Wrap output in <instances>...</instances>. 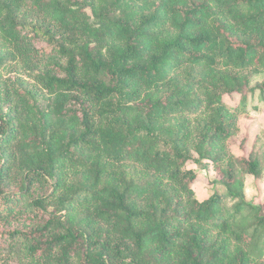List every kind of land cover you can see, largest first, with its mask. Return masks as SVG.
Here are the masks:
<instances>
[{
  "label": "trees",
  "instance_id": "trees-1",
  "mask_svg": "<svg viewBox=\"0 0 264 264\" xmlns=\"http://www.w3.org/2000/svg\"><path fill=\"white\" fill-rule=\"evenodd\" d=\"M258 75L264 0H0V264H264Z\"/></svg>",
  "mask_w": 264,
  "mask_h": 264
},
{
  "label": "rangeland",
  "instance_id": "rangeland-1",
  "mask_svg": "<svg viewBox=\"0 0 264 264\" xmlns=\"http://www.w3.org/2000/svg\"><path fill=\"white\" fill-rule=\"evenodd\" d=\"M263 78V75L254 76L251 85L254 86L257 82H262ZM257 95L256 93L253 96L255 100L250 102L248 106H256L258 109H262L264 103H257ZM225 101L229 105L236 104L238 97L235 96L233 99H226ZM240 128V137H245L246 139V156H249L251 153L256 154L261 163V168L264 169V113L259 116L255 123L241 120ZM233 150L236 151L235 148ZM189 168L197 172V179L193 182L192 189L199 201L208 199L215 192L224 193V189L215 180L212 166L202 168L190 165ZM243 192L247 202L264 208V179L256 181L252 176L247 175L244 178ZM225 202L228 203L229 201L225 199Z\"/></svg>",
  "mask_w": 264,
  "mask_h": 264
}]
</instances>
